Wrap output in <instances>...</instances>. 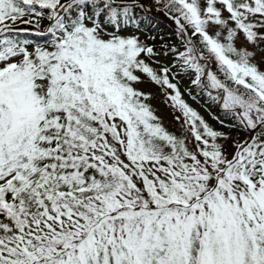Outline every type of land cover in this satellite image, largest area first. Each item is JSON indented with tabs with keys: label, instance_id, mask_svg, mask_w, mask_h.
I'll return each mask as SVG.
<instances>
[{
	"label": "snow or ice",
	"instance_id": "6c2138e0",
	"mask_svg": "<svg viewBox=\"0 0 264 264\" xmlns=\"http://www.w3.org/2000/svg\"><path fill=\"white\" fill-rule=\"evenodd\" d=\"M0 264H264V0H0Z\"/></svg>",
	"mask_w": 264,
	"mask_h": 264
},
{
	"label": "rangeland",
	"instance_id": "374dc122",
	"mask_svg": "<svg viewBox=\"0 0 264 264\" xmlns=\"http://www.w3.org/2000/svg\"><path fill=\"white\" fill-rule=\"evenodd\" d=\"M155 107L158 109L157 114L162 118L165 126L171 127L172 124V115L170 113V110L160 103L159 100L153 102Z\"/></svg>",
	"mask_w": 264,
	"mask_h": 264
},
{
	"label": "trees",
	"instance_id": "16d2710c",
	"mask_svg": "<svg viewBox=\"0 0 264 264\" xmlns=\"http://www.w3.org/2000/svg\"><path fill=\"white\" fill-rule=\"evenodd\" d=\"M210 119V117H208Z\"/></svg>",
	"mask_w": 264,
	"mask_h": 264
}]
</instances>
